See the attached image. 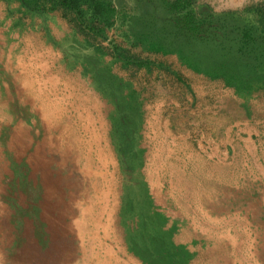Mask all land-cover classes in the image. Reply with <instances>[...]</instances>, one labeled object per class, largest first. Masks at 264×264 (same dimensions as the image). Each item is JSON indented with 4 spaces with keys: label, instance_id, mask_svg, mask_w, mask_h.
<instances>
[{
    "label": "rangeland",
    "instance_id": "obj_1",
    "mask_svg": "<svg viewBox=\"0 0 264 264\" xmlns=\"http://www.w3.org/2000/svg\"><path fill=\"white\" fill-rule=\"evenodd\" d=\"M144 1L140 4L152 20L165 23L166 14L159 3ZM202 1L215 12L238 8L226 0ZM63 27L52 26L57 38L64 35ZM1 35L0 65L6 70V87L0 88V102L9 104L13 114L24 121L20 132L32 140L27 148L31 154L27 156L23 146L17 145L12 161L22 166L26 161L23 156H27L39 167L37 174L19 175L16 185L11 186L5 177L1 181L0 196L10 207L24 210L31 206L34 210L29 215L32 221L26 220L17 229L0 223L4 233L10 237L18 233L21 238L6 242L8 264H18L20 258L19 264H66L68 259H75L76 264H142L127 251L119 225L122 183L137 180L136 166L134 171L126 157L120 165L114 150L122 128L116 129L111 142L112 106L77 72H65L61 64H55L59 57L55 51H36L30 36L3 49ZM133 81L145 98L140 120H136L138 127L127 109L119 120H125L128 133L138 138L143 158L139 167L153 199L151 205L175 223L178 241H196L198 264H264V223L259 234L255 229L251 233L254 223L244 217V202L259 193L264 195L258 177L260 163L264 164V122L249 125L236 119L226 123L222 111L230 108L238 112L233 97L193 78L192 93L163 78L147 79L143 73ZM48 120H55L56 132L46 127ZM247 135L252 136V142L239 141L238 137ZM50 136L56 146L63 137L68 142L60 147L68 150H56L54 156L44 150ZM95 143L101 154L92 150ZM62 163L64 167H60ZM66 228L71 229L68 234L87 233L82 239L72 238L69 256L64 255L68 248L52 244L50 235L52 229L60 234ZM27 236L36 239L34 244L28 243ZM5 240L0 238V243ZM80 246L84 248L78 249Z\"/></svg>",
    "mask_w": 264,
    "mask_h": 264
},
{
    "label": "trees",
    "instance_id": "obj_2",
    "mask_svg": "<svg viewBox=\"0 0 264 264\" xmlns=\"http://www.w3.org/2000/svg\"><path fill=\"white\" fill-rule=\"evenodd\" d=\"M140 1L0 0L2 45L5 49L32 37L36 51H55L59 55L55 64L65 72H77L112 106V143L114 132L122 128L119 146L114 148L119 163L126 157L134 171L136 166L137 181L122 183L119 195L118 219L127 251L142 264H198L196 241H178L175 223L151 205L139 167L142 149L119 117L127 109L133 112L132 121L140 120L145 98L133 80L143 73L147 79L163 78L184 92L192 93L191 78L221 89L239 107V113L230 108L222 111L226 123L237 119L262 124L264 0L219 12L202 0H145L159 3L166 14L162 24L152 20ZM62 25L65 33L57 38L52 26Z\"/></svg>",
    "mask_w": 264,
    "mask_h": 264
},
{
    "label": "crops",
    "instance_id": "obj_3",
    "mask_svg": "<svg viewBox=\"0 0 264 264\" xmlns=\"http://www.w3.org/2000/svg\"><path fill=\"white\" fill-rule=\"evenodd\" d=\"M228 1L227 3H230V5H235L236 7H241L249 2H251V0H226ZM252 1H257V0H252ZM25 40H22V42L20 41V43H24ZM25 45V43H24ZM27 49V48H26ZM25 49V52H27V50ZM21 50H23V48H21ZM5 73L6 70L1 67L0 65V88L2 90H4V88L6 87V80L5 78ZM3 111H5V115H3ZM24 121L22 119H18L17 116H15V114H13V111L10 107L9 104L4 103V102H0V193H1V181L5 178H7L10 182L9 184L11 186L16 185V182H18V176L21 175L22 177L25 176V174L29 175V174H37L39 167H36V164L31 161V159L27 156H29L31 154V149L28 151L27 148L30 147L32 140H28L27 137H24L21 132H20V128L22 127ZM55 120L51 121L48 120L46 123V127L52 129L54 132H56L55 130ZM58 124V123H57ZM62 127H65V122L62 121ZM19 128V130H14V128ZM14 130V131H13ZM58 131V130H57ZM65 131L66 129L62 130V136H65ZM55 136V134H54ZM51 138L46 139V144L44 150L50 151L52 153V155L54 156L55 153H57L58 150L63 149V153H65L66 150H68V148H62L60 147V144H62L63 141V137L59 140L61 142H59L60 144L57 146L55 145V141L53 139L52 136H50ZM257 137V136H255ZM239 141H245V142H252V136L251 135H247L245 137H238ZM28 141L27 146L26 143ZM68 142V141H66ZM66 142H64L63 144L65 145ZM23 146V153L26 154L27 156H23V158H26V161L23 162V165L20 166L19 164H16L17 162L12 161L13 156H15L18 152L16 150V146ZM99 144L96 143L94 146H92L94 149L92 150H97L99 152V154H101L102 149L98 147ZM41 147V148H42ZM15 149V150H14ZM57 150V151H56ZM37 152V147H34L33 153ZM15 158V157H14ZM22 158V159H23ZM28 161V162H27ZM264 161V158H263ZM255 162V161H254ZM13 163H15L16 165H12ZM64 163L61 164L60 167H64L63 166ZM254 166H257L256 162L254 163ZM53 168V167H52ZM24 174V175H23ZM259 176L260 177V181H261V185L264 186V164L260 163V167H259ZM13 182V183H12ZM8 184V185H9ZM32 186V185H31ZM33 187V186H32ZM36 188V187H35ZM262 191H264V187L262 189ZM246 208L244 210V217L246 218V220L249 222V219L251 220L252 223H254L251 229V233L253 231V229L256 230V233L259 234V226L262 228L263 227V223H264V195L262 193H259L257 198L255 197H251L249 201L244 202ZM11 204H7L6 200L2 199V197L0 196V223H9L10 225H15V229H17V225L19 226L20 224H25L27 221L26 220H31V217L29 216L30 214L33 215V209L30 206V209H21L18 208V206L16 207H10ZM22 205V204H21ZM30 222V221H29ZM74 222V221H73ZM73 227H76L73 225ZM18 230H23V228L18 227ZM4 231L6 232V230H4V228L2 226H0V238L2 239H6L4 242L0 243V264H8V260H10V258L5 256L6 253V242H11L12 240H16V239H21L18 237V233H16L15 237H10V235H7L6 233H4ZM49 231V229H48ZM71 231V229H67L62 231V233L57 234L53 229L51 232V238H52V244L54 245H59L58 243H60L61 245H63V247H67L68 249L66 251H64V255L69 256V254L72 252L71 250V244H72V238L74 239H82L84 238L87 233H82V231H74L72 234H68ZM28 235V234H27ZM57 236V238H56ZM22 237V236H21ZM27 241H29L28 243H32L34 244V240L36 241V239L34 237L27 236ZM58 242V243H56ZM15 243V242H14ZM84 246H80L78 247V249H83ZM13 249V248H12ZM86 249L83 250L82 253H80L78 255V259L80 260V256H82V254H84V251ZM22 251L25 252V250L23 249ZM76 252V251H75ZM10 254V253H9ZM45 254V253H44ZM11 255V254H10ZM41 254H39L38 256L40 257ZM43 255V254H42ZM44 256V255H43ZM45 258V257H44ZM43 260V257L41 258ZM65 260V258H64ZM78 260V261H79ZM66 264H76L75 259L71 261V259L65 260ZM75 261V262H74ZM14 262V261H11ZM17 263H22V258L17 260ZM25 263V262H24ZM83 263V260L82 262Z\"/></svg>",
    "mask_w": 264,
    "mask_h": 264
},
{
    "label": "flooded vegetation",
    "instance_id": "obj_4",
    "mask_svg": "<svg viewBox=\"0 0 264 264\" xmlns=\"http://www.w3.org/2000/svg\"><path fill=\"white\" fill-rule=\"evenodd\" d=\"M122 175H124L123 172H122Z\"/></svg>",
    "mask_w": 264,
    "mask_h": 264
},
{
    "label": "bare ground",
    "instance_id": "obj_5",
    "mask_svg": "<svg viewBox=\"0 0 264 264\" xmlns=\"http://www.w3.org/2000/svg\"><path fill=\"white\" fill-rule=\"evenodd\" d=\"M89 209V208H88Z\"/></svg>",
    "mask_w": 264,
    "mask_h": 264
}]
</instances>
